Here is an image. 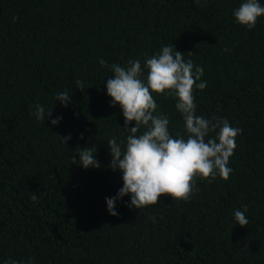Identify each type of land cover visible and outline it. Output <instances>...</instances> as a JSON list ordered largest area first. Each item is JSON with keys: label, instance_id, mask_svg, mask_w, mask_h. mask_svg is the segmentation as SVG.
I'll return each instance as SVG.
<instances>
[{"label": "trees", "instance_id": "obj_1", "mask_svg": "<svg viewBox=\"0 0 264 264\" xmlns=\"http://www.w3.org/2000/svg\"><path fill=\"white\" fill-rule=\"evenodd\" d=\"M242 2L0 0V264H264V17L252 30L240 25L233 13ZM171 44L204 69L196 114L242 129L233 172L227 181L197 178L187 202L163 196L136 210L124 196L113 217L106 198L123 180L107 145L127 133L99 60L143 66ZM65 90L67 107L55 99ZM153 97L170 134L186 138L177 99ZM93 145L101 167L84 169L77 148ZM245 206L241 227L234 212Z\"/></svg>", "mask_w": 264, "mask_h": 264}, {"label": "clouds", "instance_id": "obj_2", "mask_svg": "<svg viewBox=\"0 0 264 264\" xmlns=\"http://www.w3.org/2000/svg\"><path fill=\"white\" fill-rule=\"evenodd\" d=\"M233 15L240 25L252 30L258 18L264 17V6L259 0H244ZM224 51L229 50L225 48ZM99 63L108 67L112 74L106 82L107 95L111 98L112 107L118 105L121 108L123 129L127 133L126 142L118 144L112 138L107 145L111 155L110 167L112 171L122 173L123 180V187L117 195L106 198L109 215H118L116 202L124 196H130L128 206L138 210L160 203L163 196L187 202L193 194L197 178L208 183H212L217 176L224 181L229 179L233 172L228 166L229 160L242 129L231 126L226 118L207 119L196 114L194 90H204L207 86L206 81L201 80L204 75L202 66L195 65L191 60L185 61L184 54L172 44L162 46L159 53L146 58L143 66L140 59H130L127 66L118 63L109 66L104 59H100ZM76 85L83 92V82L77 80ZM153 94L177 99L175 107L183 117L186 138L179 133L175 137L170 134L169 118L157 112ZM55 99L65 107L71 101L66 90L58 93ZM34 107L33 115L38 121L45 122V107L40 104ZM47 116L52 117V108L47 109ZM61 119H51L52 125H58ZM133 123L134 127L130 128ZM70 139L69 136L62 141L67 144ZM77 150L79 166L84 169L101 167L96 159L95 145ZM74 157L73 164H76ZM31 199L34 202L37 200L35 193ZM246 212L247 206L234 212V218L241 227L249 224ZM151 219L155 222V217Z\"/></svg>", "mask_w": 264, "mask_h": 264}]
</instances>
